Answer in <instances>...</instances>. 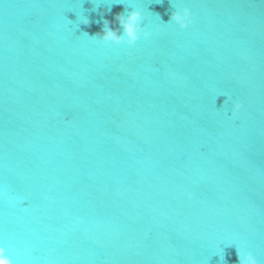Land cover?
<instances>
[{
  "label": "water",
  "instance_id": "95a60500",
  "mask_svg": "<svg viewBox=\"0 0 264 264\" xmlns=\"http://www.w3.org/2000/svg\"><path fill=\"white\" fill-rule=\"evenodd\" d=\"M174 5L191 12L185 29L149 17L152 34L128 46L83 35L122 4L0 0L13 264H239L235 245L214 254L223 240L264 264V0ZM148 10L165 23L174 11Z\"/></svg>",
  "mask_w": 264,
  "mask_h": 264
},
{
  "label": "clouds",
  "instance_id": "9594fccd",
  "mask_svg": "<svg viewBox=\"0 0 264 264\" xmlns=\"http://www.w3.org/2000/svg\"><path fill=\"white\" fill-rule=\"evenodd\" d=\"M91 2L95 7H99L101 4H107V11H111V7L114 4H122L126 9L125 12L117 13L113 21L103 19V28L101 33L92 36H88L87 33L83 34L92 41H102L104 44H125L128 46H133L141 36L147 39L152 34V28L148 27L145 23L149 17H155L158 19L159 23L156 25L157 31L171 23H174L180 29H185L192 22V15L189 8H176L174 5V0H170L174 11L172 12L171 18L167 23L161 19L159 12L153 13L148 10V4H162L163 0H142V2L146 5L143 8L137 6V0H91ZM78 19L85 25L90 23L87 17L80 16ZM68 22L71 23V21ZM219 96L226 97L223 102L224 104L228 102V96L224 94H218L216 98ZM240 107L241 104L239 101L232 103L231 114L234 115L240 109ZM222 244L225 247L235 245L239 264H257V261L251 251H245L238 243L232 240H223L218 242L214 254L218 256L220 262L225 261V252L224 248L221 247ZM0 264H13L12 259L6 254L5 248L3 246H0Z\"/></svg>",
  "mask_w": 264,
  "mask_h": 264
}]
</instances>
